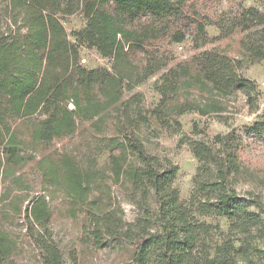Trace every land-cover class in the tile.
I'll use <instances>...</instances> for the list:
<instances>
[{"label":"trees","instance_id":"obj_1","mask_svg":"<svg viewBox=\"0 0 264 264\" xmlns=\"http://www.w3.org/2000/svg\"><path fill=\"white\" fill-rule=\"evenodd\" d=\"M214 1L0 0V264L23 253L4 227L14 222L40 264H65L50 227L54 191L72 218L83 216L85 244L123 250L132 264H264L258 203L237 189L251 178L249 145L264 142V114L242 132L189 141L198 166L186 203L178 166L145 146L161 131L179 134L185 114L221 117L231 98L259 108L241 70L264 64V12L238 5L211 17ZM77 15L85 24L68 34L63 23ZM235 36L237 57L219 45ZM186 41L201 51L176 61L170 47ZM82 47L108 66L82 67ZM154 78L159 98L146 108L134 89ZM72 138L74 148L53 147ZM207 219L224 220L226 231Z\"/></svg>","mask_w":264,"mask_h":264},{"label":"rangeland","instance_id":"obj_2","mask_svg":"<svg viewBox=\"0 0 264 264\" xmlns=\"http://www.w3.org/2000/svg\"><path fill=\"white\" fill-rule=\"evenodd\" d=\"M263 1V0H262ZM261 0H215L212 8L209 10L215 17V14L222 12L234 13L238 5L245 8L254 7L264 12V2ZM84 19L80 16H74L63 23L68 34L77 31L84 26ZM206 32L210 38L218 36V32L213 27H207ZM237 41L238 37L220 42V48L233 57H237ZM211 44L208 46L210 47ZM170 51L176 61L188 60L201 50H194L191 43L186 41L180 45H173ZM80 64L86 69L106 68L107 62L101 59L94 51L80 48ZM242 74L255 83L260 93L258 101V110L256 113L248 112V107L242 97H234L228 100L227 111L219 116L200 117L194 113H188L180 117L181 132L179 134H170L165 131L159 132L156 139L146 143L147 151L159 159H169L178 166V172L174 181V186L179 192L180 200L187 202L191 188V181L198 166L189 151V141L201 140L209 142L213 136L224 134L231 130L242 132L244 128L250 127L259 117L264 114V64H255L245 66ZM154 79L134 89L144 96L146 108L152 107L158 100V96L153 92L152 86ZM198 133V134H194ZM77 138L66 139L64 141H55L53 147L55 149H71L76 147ZM106 160V156L97 159L98 166H102ZM246 165L249 167L251 178L248 183L238 186L240 193L249 192L254 196L258 203L255 212L260 213L264 220V142L254 141L249 145L244 155ZM36 191L40 187V180L34 181ZM33 194L32 196L36 195ZM47 201L50 205L52 214L51 231L52 239L56 246L61 250L65 264H132L128 255L117 248H106L98 250L92 246H88L82 240L80 225L82 223V215L78 214L76 218L71 217L69 201L64 195L58 191H54ZM26 204V203H25ZM125 219L131 220L133 212L130 207L123 204ZM207 222L218 224L223 231H226L227 223L220 219H207ZM8 231L22 242L23 253L13 259L11 264H40L38 252L28 244L23 235L25 228L22 224L17 226L16 222L11 225H5ZM264 247V240L258 244Z\"/></svg>","mask_w":264,"mask_h":264},{"label":"water","instance_id":"obj_3","mask_svg":"<svg viewBox=\"0 0 264 264\" xmlns=\"http://www.w3.org/2000/svg\"><path fill=\"white\" fill-rule=\"evenodd\" d=\"M68 108H69V110H73L74 106L72 104H69Z\"/></svg>","mask_w":264,"mask_h":264}]
</instances>
